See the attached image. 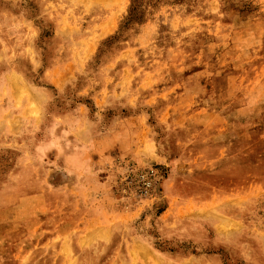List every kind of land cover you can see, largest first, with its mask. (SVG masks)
<instances>
[{
  "label": "rangeland",
  "instance_id": "obj_1",
  "mask_svg": "<svg viewBox=\"0 0 264 264\" xmlns=\"http://www.w3.org/2000/svg\"><path fill=\"white\" fill-rule=\"evenodd\" d=\"M141 245L264 264V0H0V264Z\"/></svg>",
  "mask_w": 264,
  "mask_h": 264
},
{
  "label": "crops",
  "instance_id": "obj_2",
  "mask_svg": "<svg viewBox=\"0 0 264 264\" xmlns=\"http://www.w3.org/2000/svg\"><path fill=\"white\" fill-rule=\"evenodd\" d=\"M98 239V238H97ZM97 240H95V237L93 236H89V235H86V234H81L78 236L77 238V242H81V247H89V246H92V249L95 247L94 245L96 244H93L95 243ZM98 242V241H97ZM96 242V243H97ZM86 249V248H83V250ZM91 249V248H90ZM126 249V253H130L131 252V255L129 256V261L127 263H134V264H139L138 263V260H141L143 261V264H152L150 258L152 257V252L149 251L147 248H145L144 246H139L138 248V251H137V255H138V260L135 259L134 255L136 253V250L134 248L132 249H128V248H125ZM120 250V248H119ZM141 250V251H139ZM141 252V253H140Z\"/></svg>",
  "mask_w": 264,
  "mask_h": 264
},
{
  "label": "built area",
  "instance_id": "obj_3",
  "mask_svg": "<svg viewBox=\"0 0 264 264\" xmlns=\"http://www.w3.org/2000/svg\"><path fill=\"white\" fill-rule=\"evenodd\" d=\"M136 179H137V181L135 183L141 184L139 191L144 193V194H147L149 192L150 186H151L150 178L145 176L144 174H140L136 177Z\"/></svg>",
  "mask_w": 264,
  "mask_h": 264
},
{
  "label": "bare ground",
  "instance_id": "obj_4",
  "mask_svg": "<svg viewBox=\"0 0 264 264\" xmlns=\"http://www.w3.org/2000/svg\"><path fill=\"white\" fill-rule=\"evenodd\" d=\"M114 2L116 3L117 7H118V10L120 11L123 7V0H114ZM113 22H114V19L111 18L110 20H108L103 28V31L104 32H107L111 29V27L113 26Z\"/></svg>",
  "mask_w": 264,
  "mask_h": 264
}]
</instances>
